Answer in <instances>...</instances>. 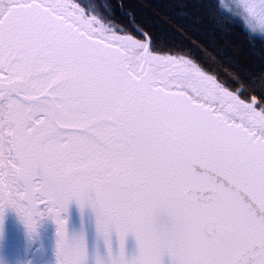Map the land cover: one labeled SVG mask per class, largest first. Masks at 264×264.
Returning a JSON list of instances; mask_svg holds the SVG:
<instances>
[{
  "label": "snow or ice",
  "instance_id": "obj_1",
  "mask_svg": "<svg viewBox=\"0 0 264 264\" xmlns=\"http://www.w3.org/2000/svg\"><path fill=\"white\" fill-rule=\"evenodd\" d=\"M119 34L74 0H0V204L96 194L134 264H264V102ZM170 227L156 223L158 213ZM64 264L83 248L65 244Z\"/></svg>",
  "mask_w": 264,
  "mask_h": 264
},
{
  "label": "trees",
  "instance_id": "obj_2",
  "mask_svg": "<svg viewBox=\"0 0 264 264\" xmlns=\"http://www.w3.org/2000/svg\"><path fill=\"white\" fill-rule=\"evenodd\" d=\"M150 50L178 54L218 76L245 101L264 102V39L250 33L219 0H75Z\"/></svg>",
  "mask_w": 264,
  "mask_h": 264
},
{
  "label": "water",
  "instance_id": "obj_3",
  "mask_svg": "<svg viewBox=\"0 0 264 264\" xmlns=\"http://www.w3.org/2000/svg\"><path fill=\"white\" fill-rule=\"evenodd\" d=\"M143 38L150 47L149 39L145 35ZM75 200V198L70 200L67 209L60 212L61 220H63V214L70 220V225L65 224L63 241L54 217L58 258L61 264H64L61 249L65 244L83 248L79 264H134L140 254V245L135 233L128 232L125 235L123 255H121L120 237L116 229L112 227L107 237L101 230V218L96 207L95 192L90 190L86 193L83 207ZM156 223L160 227H170L171 219L166 213L161 212L156 216ZM29 231L36 237L35 224L31 229L29 228ZM0 264H23L11 204H0ZM160 264H175V261L165 252L160 257Z\"/></svg>",
  "mask_w": 264,
  "mask_h": 264
},
{
  "label": "rangeland",
  "instance_id": "obj_4",
  "mask_svg": "<svg viewBox=\"0 0 264 264\" xmlns=\"http://www.w3.org/2000/svg\"><path fill=\"white\" fill-rule=\"evenodd\" d=\"M74 2L76 1L74 0ZM219 2L227 12L239 17L243 22L245 28L250 33L264 39V0H219ZM80 7L85 10L86 18L91 19V17L95 16L99 20H101L104 24H106L110 29L116 30L119 34L132 36L123 29L118 28L110 23H107L98 12L94 13L92 10L84 8L82 5H80ZM135 39H137L141 43L146 44L145 40H139L138 38ZM162 55L174 56L177 60V63H179L181 66H197L192 60L182 55H178V54H162ZM246 102H251V101H246ZM75 202H77V200H75ZM48 220H46V224H48L47 223ZM37 222H39V220H36V223ZM19 225L21 232L23 234L22 245L25 254V260L27 261L28 264H39L33 258L34 246H35L34 237L30 233L29 226L26 223L22 214ZM49 230L50 228L48 227L47 231ZM52 253L54 254L57 253L56 249H54ZM40 264H49V263L48 261H45Z\"/></svg>",
  "mask_w": 264,
  "mask_h": 264
},
{
  "label": "flooded vegetation",
  "instance_id": "obj_5",
  "mask_svg": "<svg viewBox=\"0 0 264 264\" xmlns=\"http://www.w3.org/2000/svg\"><path fill=\"white\" fill-rule=\"evenodd\" d=\"M54 215L50 213H42L34 216V220H39L36 225V237L33 258L37 263L48 261L49 264H61L58 258V243L56 239V228L54 223ZM63 220L70 225V220L63 214ZM49 219V220H48ZM46 220L48 224H46ZM48 227L50 228L47 231ZM56 249L57 253H52Z\"/></svg>",
  "mask_w": 264,
  "mask_h": 264
},
{
  "label": "bare ground",
  "instance_id": "obj_6",
  "mask_svg": "<svg viewBox=\"0 0 264 264\" xmlns=\"http://www.w3.org/2000/svg\"><path fill=\"white\" fill-rule=\"evenodd\" d=\"M12 208H13V214H14V218H15V226H16V235H17V240H18V246H19L21 254H22L23 264H28L27 261L25 260V254H24L23 245H22L23 234L21 232L20 225H19L20 220H21V213L15 206L12 205Z\"/></svg>",
  "mask_w": 264,
  "mask_h": 264
}]
</instances>
